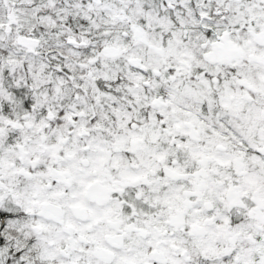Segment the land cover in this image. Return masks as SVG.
I'll list each match as a JSON object with an SVG mask.
<instances>
[{
	"label": "snow or ice",
	"instance_id": "snow-or-ice-1",
	"mask_svg": "<svg viewBox=\"0 0 264 264\" xmlns=\"http://www.w3.org/2000/svg\"><path fill=\"white\" fill-rule=\"evenodd\" d=\"M0 264H264V0H0Z\"/></svg>",
	"mask_w": 264,
	"mask_h": 264
}]
</instances>
